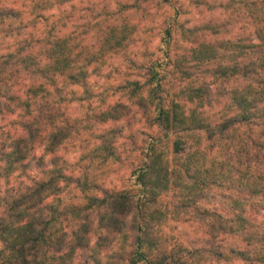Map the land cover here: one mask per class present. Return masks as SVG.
I'll return each instance as SVG.
<instances>
[{"label":"trees","instance_id":"16d2710c","mask_svg":"<svg viewBox=\"0 0 264 264\" xmlns=\"http://www.w3.org/2000/svg\"><path fill=\"white\" fill-rule=\"evenodd\" d=\"M25 1L27 3L20 8L0 4V244L3 245L0 264H72L75 255L83 250L89 252L94 264H216L238 260L245 264H264V222L257 219V208L261 207L264 212L263 3L260 2L262 6L255 12L250 13L251 9L234 12L237 19L252 17L255 24L252 37H233L217 44L197 39L196 30L190 29L187 33L195 39H186L191 45L185 47L183 55H175L176 61L170 55L172 30L178 23L176 17L163 33L168 65L172 66L176 78L185 83L181 93L184 96H177L182 97V102L196 103V107L201 108L212 106L211 85L201 84L192 70L202 62L216 63L213 80L219 81L218 88L226 92L228 105L224 107L236 113L225 117L215 133L226 135L239 125L257 129V137L246 147L250 156L248 164L241 168L245 165L241 160L239 166L229 162L221 171L216 167L215 158L210 157L207 165L211 155H207L204 148L199 146L193 153H187L184 138H191L189 135L197 132H210V127L206 125L204 130L201 125H193L191 116L187 117L173 101L166 106L162 96L165 92L163 77H159L158 70L160 63L152 62L145 68L148 76L145 84L128 83L132 100L143 110L152 107V124L161 111L166 113V122L157 128L166 138L174 136V162L182 158L186 162L172 165L167 158L169 153L160 149L162 138L152 137L146 148L152 167L145 164L134 170L139 171L144 180V187L136 191L132 183L124 190H108L97 182L103 179L101 166L120 160L113 144L117 136L114 129L100 136V145L86 157L92 161V166L84 168L79 177L75 175L76 169L57 155L61 144L73 138V134H80L82 126L67 118L64 119L66 127L56 128V121L65 117L62 111L66 103H70L65 91L74 95L72 86L86 88L90 75L87 68L93 63L101 67L108 61L92 55L72 59L75 50L70 47V40L61 38L58 23L51 22L54 17L45 15L53 8H64L72 0ZM150 1L137 0L136 12H147L150 5L146 8L144 4ZM164 3L171 4L170 0L154 2L156 7ZM253 6L256 5L253 3ZM118 16L113 18V24L100 28L97 35L99 47L110 59L125 51L135 36V25ZM215 32L219 33V29ZM5 43L8 45L2 48ZM81 61L83 66H80ZM57 76L63 78V86ZM166 76L167 73L164 78ZM24 80L31 83L25 86L27 91L22 97L14 89L20 88ZM230 84L234 86L227 90L225 86ZM145 88L154 91L149 101L137 97V92ZM18 112L20 115L12 120ZM191 112L194 114L196 110ZM118 118L115 109L95 117L102 124ZM49 127L56 131L46 136ZM83 144L86 145L84 140ZM45 145L44 154L36 156V148ZM97 160L99 165L95 166ZM69 172L73 174L68 175ZM164 175L167 179L161 182L160 177ZM60 181L65 183V188L59 187ZM215 187H227L235 194L228 196L230 216L212 212L202 205L209 190ZM172 191L175 205L167 208L166 219L168 216L174 220L188 218L185 219L188 222L196 218L205 222L209 247L187 251L182 244H172L163 234L158 220L159 200ZM64 193H67V203L59 198ZM49 195H55L57 200L45 204ZM244 196L259 205L252 209V203H243L250 201ZM249 205L251 212L247 209ZM93 224H96L94 230ZM94 233L98 234L94 237L95 243ZM227 238H232L235 244L227 251H219L218 242ZM114 248L116 250L111 252Z\"/></svg>","mask_w":264,"mask_h":264},{"label":"rangeland","instance_id":"374dc122","mask_svg":"<svg viewBox=\"0 0 264 264\" xmlns=\"http://www.w3.org/2000/svg\"><path fill=\"white\" fill-rule=\"evenodd\" d=\"M136 1L137 0H134V3H120L118 0L119 10L116 12L111 11V5L107 2V0H101V3H95L94 0H87V4H84V0H81V5L79 6L73 4V2L70 3V11L65 10V7L60 9V18L56 21L58 23L59 29L61 26L66 28L68 26L67 22H72L76 18L78 12L87 13L88 17H90V22L83 26L84 32H95L94 39L96 42L99 29H102L107 23L113 24V18L118 15V17L129 19L130 24L132 23L136 27L134 32L135 39L133 42L130 41L129 47L112 59L113 61H122L123 65L126 66V71L122 72L121 67L115 66L114 63L109 64L108 62L104 66L97 67L93 72L90 73L87 80V86L83 89L82 96L74 90V95L70 94V91H65V97L70 101V103H66V106H70L74 102L83 104L86 100L97 98L96 94L93 92V87L99 86V84L98 81L96 85L90 83V80L93 76L104 78L107 81H112L116 77L122 78V83H120L118 86L109 85L105 89L104 96L99 97L102 106L107 103L104 97L107 95L108 91H112L114 93L123 92L129 100L133 101L132 99L134 98L131 95L133 94L132 89H129L130 87L128 86V83L139 82V79L132 80V76L135 75L140 79L147 81L148 76L145 68H147L152 62H158L160 63L158 64L160 66L158 69L160 71L159 77H163V85L165 87V92H162V96L166 102V106H170L172 101L175 106L176 103L179 104L185 115H187V117L191 116L189 119L191 122H194L193 125H201L204 130L207 129L206 125H209L211 130L210 132L206 133L197 132L195 134L189 135L191 138H184L186 139L185 147L187 153H193L200 146L206 150L207 155H211L207 158L208 166L211 162L209 161V158L211 157V159L215 158L216 167L221 171L226 169V164L229 162L231 165L239 166L238 163L240 160L243 164H245L241 166V168H245L250 159V156L247 155L246 147L248 144L251 146V142L257 137L258 131L251 126L239 125L234 128V131L226 135L221 136L218 133H215L218 131L217 126L223 122L225 117H232L236 113L234 109H230V107H224L225 105H228L226 92L222 91L221 87L218 88L219 81L213 80V71L215 69L216 63L202 62L199 63L196 69L193 68L192 70L194 77L198 78L201 84L204 82L206 84H210L212 87V106H204L202 108L197 106V108L196 103H188L187 101L182 102V97H177L184 96V94L181 93L183 92L182 89L184 88L185 83L176 78L177 75L172 72V66L168 65V57L165 56L166 49H158V51L164 53L163 59L156 58L155 52H151L148 49L152 41L157 36L161 38L163 43V33L166 29H168L170 23H172L171 19L175 17L177 18L176 20L178 23L173 27V37L170 41V55L174 57L173 61L177 60V56L175 57L176 54L179 53L180 56L183 55L185 47H189V45H191L189 44L191 42H188L187 40L195 39L194 37L188 35L187 30L190 29L196 30L197 39L207 41L211 40L216 43H221V41L231 39L233 37H252L255 27L252 17L246 16L245 18L237 19L235 13L244 12L248 9H251L248 10L250 13L255 12L262 6V3L264 7V0H170V5L169 3H164L161 6H157L159 8L155 6L154 2H158L160 0H151L150 4H144L146 8L150 5L148 11L145 13H142V10L140 12H136L134 5L139 3H136ZM2 2L4 5H6V7L10 8H20L23 3H27L25 0H0V4H2ZM253 3L256 6H253ZM165 6H168L170 11H166ZM130 9H135V13L130 16L125 15V13L129 12ZM237 9H239V11H236ZM80 19H85V17L81 16ZM50 21L51 19L49 22ZM93 21L99 22L93 23ZM118 21L120 22L121 20ZM204 26H211L212 28L208 29V31H202L201 28ZM216 29H219V33L215 32ZM77 30H79V28ZM40 32H43V30H40ZM141 42L143 44L144 50L142 52L131 53V46ZM7 43L2 44V48H5L8 45ZM133 55L138 56V58H142L144 63H139L138 60L132 59ZM105 66L112 69V71L108 72L106 75L103 71ZM165 73H167V76L164 78ZM232 84H230V86L226 85V89L228 90L230 87H233L234 85ZM144 90L145 89H141L139 92H137L138 98L143 97L142 94ZM153 92L154 91L152 89L149 91V98ZM149 98L146 101H149ZM133 103L135 104V101H133ZM112 109L117 111V114L120 116V118H118V120L111 121V126L109 128H105L104 126L108 125L109 122L105 124L98 123L95 117L99 115V113H104ZM139 109L140 114H142L147 121L146 127L151 128L153 122L150 117V109H152V107L150 106V108L143 110L139 106ZM193 110H196V113L192 114L191 111ZM62 112L66 117L67 110L64 109ZM88 112L89 114L86 116V118H78L74 121L80 122V125L82 126L79 127L80 134H75L73 139H81L84 134H87L88 139H84V141L86 145H90L92 141H100V136L109 130L114 129L116 131L114 134L115 136L117 135L113 144L116 147L120 160L114 163L109 162L106 167H100V174L105 181H108L110 177L115 176L117 180H119L120 183L124 185V189L127 188L128 185L132 183V181L131 179L125 180V176L129 170L134 171L137 167L145 166L146 148L151 142L152 137H156V139L162 138L163 143L162 145H159L160 149L169 153L167 158L170 160L172 165L186 162L185 158L174 162L175 159L172 156V142L174 140L173 135L166 138L162 131H160L158 128H156L155 131H152L151 134H149V132L135 130V125L140 123V121L136 119L137 114L133 113L131 108H125L122 104L117 102L115 106H108L107 108L93 109L89 107ZM144 112L148 117L144 115ZM67 118L71 119V117ZM120 121H125V123L121 125ZM125 129L129 131V135L127 137H125ZM121 138H125L126 141H129L130 143L120 145L119 141ZM137 152H139L140 155H135ZM89 156L90 153L87 157ZM218 163H220V165H218ZM111 182L114 185L113 188H105L108 190H117L116 182ZM174 191L168 194H163L159 200L161 209L159 211L161 215L158 217V220L161 222L163 234L170 238L172 244L175 242L182 244L183 248H187V251H192L196 248L209 247L210 243L207 242L209 230L205 222L199 221L196 218H192L188 222H185V219L188 218L174 220L168 216L166 219L165 213L168 211L167 208L171 206V204L175 205V197L173 195ZM231 195L235 196V194H231V190H228L227 187H215L209 190L208 198L207 200L202 201V205L212 212L217 211L222 213L224 216H230L232 211H229L231 201L228 199V196ZM244 197L249 199L248 196ZM243 203H252V209H255L257 205H259V203L257 204L253 200L243 201ZM250 207L251 205L247 207L248 211H250ZM260 208L261 207L257 208L258 216L263 212ZM170 211L171 209L169 212ZM182 217H185V215ZM258 221L260 220L258 219ZM95 228L96 224H93L92 229L94 230ZM165 229L168 231L166 232ZM96 235L98 234H93V241H95L96 238L94 237ZM234 244L235 241L233 242L232 238H227L224 241L218 242V250L227 251ZM113 250L115 251L116 248L112 249L111 252H113ZM180 253L184 254L182 252ZM103 255V260L106 261L107 258H105L104 253ZM72 264L94 263L89 259V252L83 250L79 251L75 255ZM216 264H236V261H219L216 262Z\"/></svg>","mask_w":264,"mask_h":264},{"label":"clouds","instance_id":"9594fccd","mask_svg":"<svg viewBox=\"0 0 264 264\" xmlns=\"http://www.w3.org/2000/svg\"><path fill=\"white\" fill-rule=\"evenodd\" d=\"M73 4L76 5H81V0H72ZM95 3H101V0H94ZM107 2L111 5V11L116 12L119 10V5H118V0H107ZM120 3H134V0H119ZM84 4H87V0H84ZM65 10L70 11L71 10V5H65ZM166 11H170L168 9V6H165ZM60 13L61 10L58 8H53L49 12L45 13L46 16L48 17H54L55 19L52 20V23H56V21L60 18ZM135 13V9H130L129 12L125 13V15H133ZM83 16L85 19H80V17ZM90 22V17H88L87 13L84 12H78L76 18L72 22H67L68 26L65 28L61 26V28L58 31V35L61 38L68 39L70 40V47L73 48L75 51L73 53L72 59H76L77 57H87L89 55L96 56V57H103V60H107L109 64H115L117 67H121V71H126V66L123 65V62L120 60H115L113 61L110 59L109 56H105L99 45L97 44L96 40L94 39L95 32H88L85 34L84 32V25H87ZM99 21H93V23H98ZM79 28V30H77ZM31 31V30H30ZM43 38V37H41ZM135 39V36L133 37ZM256 43H259V41H255ZM165 45L162 43L161 38L157 36L151 43L149 47V51L155 52L156 58H164V53L161 51H158V49H164ZM143 49V44L137 43L131 46L130 52L131 53H137V52H142ZM132 59L138 60L139 63H144V60L142 58H138V56L133 55ZM103 60L101 63H103ZM80 66H83V62H80ZM98 67V64L93 63L91 64L90 67L87 68V71L89 73L93 72L96 68ZM103 71L105 75L112 71L111 68L105 66L103 68ZM57 79L61 81V86L63 78L57 76ZM139 79L140 84H145L146 81L143 79H140L138 76H132V80H137ZM98 81L99 86H94L93 87V92L96 94L97 98L91 99V100H86L83 104L80 103H73L70 106H65L67 110V116L61 119H58L56 121V128L60 127H66L67 125L64 124V119H67V117H71L72 121L79 119H84L86 116L89 114L88 109L89 107L93 109H101V108H107L108 106H115L117 102L122 104L125 108H131L133 110V113H136V119L140 121V123H137L135 125V130H140V131H145L149 132L151 134L152 131H155L157 127L163 125L166 120L167 116L164 111H161L156 117L154 124L152 125L151 128L146 127L147 121L145 120L144 116L140 114V109L138 105H135L133 101L129 100L126 96L125 93L123 92H118L114 93L112 91H108L107 95L104 97L107 101L105 105H101V101L99 97L104 96L105 89L111 85V86H118L120 83H122V78L121 77H116L112 81H107L104 78H98L93 76L92 79L90 80V83L93 85H96ZM31 81L24 80L22 82V85L20 88L14 89V91H19L20 95L23 97L24 93L27 91L26 85H30ZM151 87H155V85H152ZM49 89L54 91V89L49 86ZM72 90L76 91L79 95H83V89L79 88V86H72ZM149 91L150 88H145L143 92V98L147 100L149 98ZM20 115V113H17V116L11 117L12 120L17 119V117ZM121 125L125 123V121H120ZM111 126V121L109 122L108 125H105V128H109ZM56 131V129L49 127L48 131L45 133V135H50L53 134ZM75 135V134H73ZM129 135V131L125 129V137ZM88 139L87 134H84L81 139H73L72 137H69L67 140L63 142L60 146V150L58 151L57 155L63 156L70 165L73 166V168L76 169L75 175L77 177L81 176L82 170L86 167L92 166V161L90 159H87L86 157L94 151L99 145L100 141H92L90 145H85L83 144V140ZM125 143H130L129 141H126L125 138H121L119 141L120 145H124ZM119 146V145H118ZM47 145L43 147H37L35 150V155L36 156H41L44 154L45 148ZM123 150V149H122ZM135 155H140L139 152H137ZM160 159H163V157H157ZM48 159H51V156H48ZM149 161V156L145 155V162L149 168L152 167L151 163H148ZM99 165V161H96V165ZM94 166V167H95ZM68 175H71L73 173L69 172L67 173ZM94 175H99V173L94 172ZM33 175H35L33 173ZM123 175V174H122ZM131 179L132 184L135 185V190L139 191L144 187V180H141V173L139 171H132L129 170L127 175L125 176V180ZM167 179V176H161L160 181L165 182ZM111 181L116 182V187L117 190H124V185L120 183L119 180L115 176H112L109 178L108 181H105L103 179L98 180V183H101L104 185L106 188H113V183ZM25 183H30L28 181H25ZM60 188H65L66 185L63 181H60L59 183ZM75 187V185H73ZM128 187H131V185H128ZM60 199L65 200V203H67V193L62 194ZM139 198V197H138ZM57 200V197L55 195H49L48 199L45 201V204H52ZM79 203V201H77ZM131 219V217H130ZM258 219L264 222V212L260 213L258 216ZM167 232L168 230L165 229ZM95 243V241H93ZM3 248V245L0 244V249ZM236 264H244L243 261H236Z\"/></svg>","mask_w":264,"mask_h":264}]
</instances>
